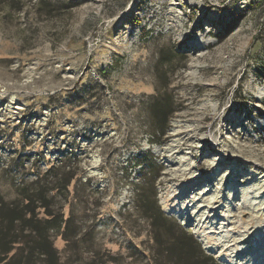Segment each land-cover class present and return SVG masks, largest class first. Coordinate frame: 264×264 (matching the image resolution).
Masks as SVG:
<instances>
[{"label":"rangeland","instance_id":"rangeland-1","mask_svg":"<svg viewBox=\"0 0 264 264\" xmlns=\"http://www.w3.org/2000/svg\"><path fill=\"white\" fill-rule=\"evenodd\" d=\"M38 190L21 264H264V0H0V208Z\"/></svg>","mask_w":264,"mask_h":264},{"label":"trees","instance_id":"trees-1","mask_svg":"<svg viewBox=\"0 0 264 264\" xmlns=\"http://www.w3.org/2000/svg\"><path fill=\"white\" fill-rule=\"evenodd\" d=\"M173 106V98H171L168 94L163 95L162 98H159L156 103L153 104L154 123L157 129L160 128L162 116L167 112L172 114L175 111ZM23 196L26 200L23 207L22 205H18L16 207L3 205L0 208V219L3 223L6 222L5 228H7L6 232L0 236V248H3L0 254L3 256L5 255L2 262L7 261V264H21L16 252L10 256L11 252L14 251L16 244L19 243V239L14 238L10 240V238L6 237L11 235V230L15 229L14 227L16 224L22 226L23 230L30 229L39 233L41 240L38 242V248L41 254L51 256L53 251L52 246L46 241V236L43 234L45 230L39 227V225L33 223V220L35 219L34 217H37L36 210L34 208L36 207V199L33 196H37L38 201L45 202L46 197L44 191L38 190L35 194L24 193ZM152 196L153 200L149 198L145 200L144 208L147 212H150V217L154 227L159 226V230L164 229V234H168L163 224L166 223L165 218L160 211V207L156 199V191H153ZM47 222H55L59 226L58 218L55 216L49 215ZM194 250L198 251L201 256H204L200 243L191 234L189 235L185 231L181 233L177 239V243L171 248V252L178 253L179 259L183 261H185L188 257H192ZM33 252L34 250L31 249L30 254L28 255V260L25 264H32ZM213 263L215 264V261H213Z\"/></svg>","mask_w":264,"mask_h":264},{"label":"bare ground","instance_id":"bare-ground-1","mask_svg":"<svg viewBox=\"0 0 264 264\" xmlns=\"http://www.w3.org/2000/svg\"><path fill=\"white\" fill-rule=\"evenodd\" d=\"M263 200H264V198H263Z\"/></svg>","mask_w":264,"mask_h":264}]
</instances>
